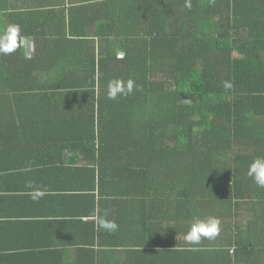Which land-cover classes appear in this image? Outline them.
Here are the masks:
<instances>
[{"label":"trees","instance_id":"obj_1","mask_svg":"<svg viewBox=\"0 0 264 264\" xmlns=\"http://www.w3.org/2000/svg\"><path fill=\"white\" fill-rule=\"evenodd\" d=\"M66 1L0 0V32L15 23L39 44L47 37L40 27L60 22L53 16L42 24V11L98 6L96 32L77 36L79 23L69 21L83 44L99 45L97 65L93 57L87 72L39 89V97L53 102L56 92H70L58 103L65 107L61 121L98 131L101 153L122 156V171L135 167L136 191L132 173L120 176L122 200L145 208L126 212L151 229L141 243L146 249L130 251L134 256L120 264H167L184 259L182 251L191 255L188 264H264V188L247 175L264 155V0H190V9L186 0ZM20 50L0 53L2 65L23 68ZM67 67L65 77L77 74ZM0 68V89L40 93L22 87L18 73L9 82ZM114 79H132V93L109 99ZM89 88L98 90L97 102L80 96ZM83 143L79 137L78 147ZM182 207L183 226L172 225ZM209 216L221 221L217 237L182 242L179 236ZM116 234L122 237L120 226Z\"/></svg>","mask_w":264,"mask_h":264},{"label":"crops","instance_id":"obj_2","mask_svg":"<svg viewBox=\"0 0 264 264\" xmlns=\"http://www.w3.org/2000/svg\"><path fill=\"white\" fill-rule=\"evenodd\" d=\"M96 7L86 3L71 8L67 4L52 8L51 14L42 11V24L53 16L60 22L50 21L40 27L42 33L47 31V37L39 44L30 41V49H34L30 50L31 59L24 57L22 49L19 51L23 68L17 69L18 63L4 66L1 60L3 75L9 76L10 82V75L18 73L22 87L40 92L41 88H55L58 81L74 80L87 72L93 57L97 65L99 45L87 47L77 37L97 31L100 16ZM69 21L79 23L77 36ZM30 61L34 63L30 65ZM66 66L77 74L65 77ZM97 75H91V83ZM0 92V264H120L134 256L130 251L146 249L141 243L151 223H138L137 216L131 219L126 212L132 210L136 215L137 209L141 213L145 208L123 202L119 186L121 174L127 172L130 177L132 173V189L136 191L135 167L122 171L120 162H116L122 156L101 153L98 131L93 129V135L84 125L61 121L65 107L58 103L70 92H56L53 102L29 89L9 90L4 85ZM98 93L89 88L80 96L97 102ZM79 137L84 139L83 147L76 144ZM29 183L46 189L47 195L33 201L27 195ZM182 210L172 213L171 220L168 216L165 219L183 226ZM97 211L101 215L106 211L107 218L121 227V238H117L118 228L109 232L97 226ZM179 237L185 240L183 235ZM182 253L184 259H172L167 264H188L189 251Z\"/></svg>","mask_w":264,"mask_h":264},{"label":"clouds","instance_id":"obj_3","mask_svg":"<svg viewBox=\"0 0 264 264\" xmlns=\"http://www.w3.org/2000/svg\"><path fill=\"white\" fill-rule=\"evenodd\" d=\"M185 6L189 9L191 8L190 0H186ZM30 40V37L22 33L20 25L10 23L0 32V53L10 54L17 49H22L24 51V57L26 59H31L30 50L34 49H30ZM123 55L122 52L118 54L119 58H123ZM134 87L135 82L132 79H128L126 82L120 79L110 80L108 82L107 97L115 100L118 96H126L132 93ZM225 87H230V85L225 84ZM247 175L253 179L258 187L264 188V155L257 156L253 159L248 167ZM27 187L31 189L27 195H29L33 201H39L47 195L46 189L35 187L31 183H29ZM95 218L97 220V226L105 231L114 232L118 228L114 220H109L107 218L106 211L103 215L97 211ZM220 226L221 221L216 216L199 219L191 225L189 231L185 235V240L191 244H198L202 238L214 239L220 233Z\"/></svg>","mask_w":264,"mask_h":264},{"label":"rangeland","instance_id":"obj_4","mask_svg":"<svg viewBox=\"0 0 264 264\" xmlns=\"http://www.w3.org/2000/svg\"><path fill=\"white\" fill-rule=\"evenodd\" d=\"M239 56H240V54H239V53H237V54H236V57H239Z\"/></svg>","mask_w":264,"mask_h":264}]
</instances>
